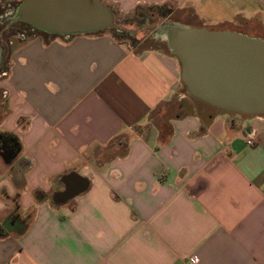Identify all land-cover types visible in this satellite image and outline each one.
<instances>
[{"label": "crops", "instance_id": "crops-1", "mask_svg": "<svg viewBox=\"0 0 264 264\" xmlns=\"http://www.w3.org/2000/svg\"><path fill=\"white\" fill-rule=\"evenodd\" d=\"M100 1L264 40V0ZM6 57L0 264H264V115L201 107L168 49L107 31H32Z\"/></svg>", "mask_w": 264, "mask_h": 264}, {"label": "water", "instance_id": "water-1", "mask_svg": "<svg viewBox=\"0 0 264 264\" xmlns=\"http://www.w3.org/2000/svg\"><path fill=\"white\" fill-rule=\"evenodd\" d=\"M50 35L74 36L112 25L100 0H21L11 15ZM158 33L180 63L190 95L219 111L264 115V40L229 29L164 23ZM2 60V48L0 46Z\"/></svg>", "mask_w": 264, "mask_h": 264}, {"label": "rangeland", "instance_id": "rangeland-1", "mask_svg": "<svg viewBox=\"0 0 264 264\" xmlns=\"http://www.w3.org/2000/svg\"><path fill=\"white\" fill-rule=\"evenodd\" d=\"M4 1V0H3ZM16 7V3H11L10 6L7 4L0 3V46L2 48V60L0 63V80L6 77L5 67L7 62V53L9 49L11 50L16 46L17 38L20 34L30 35L32 32V27L21 21H12L11 15ZM109 7V6H108ZM110 8V7H109ZM113 15L112 25L103 31L111 34L115 39L127 43V45L133 50H139L146 47H155L167 50L165 42L162 38L158 37V27L162 25L161 18H164L168 11L172 10L169 5L166 8L157 7H141L134 11L130 16H119L116 12L110 9ZM211 25V24H210ZM215 28V27H214ZM132 30L135 31V35L131 36ZM122 31V32H121ZM39 33L35 30V33ZM146 43L143 47L139 46L140 42ZM181 92L187 98L191 99L193 102L200 104L201 107H206L208 109L215 110V108L202 103L201 101L193 98L187 91L185 85L182 83ZM6 91L2 89L0 84V105L4 101L6 96ZM3 107V105H1ZM217 110V109H216ZM219 111V110H218ZM174 110L166 109L165 113H161L159 117L155 116V122H160L164 125L167 116H171Z\"/></svg>", "mask_w": 264, "mask_h": 264}, {"label": "trees", "instance_id": "trees-1", "mask_svg": "<svg viewBox=\"0 0 264 264\" xmlns=\"http://www.w3.org/2000/svg\"><path fill=\"white\" fill-rule=\"evenodd\" d=\"M100 30L98 32H101ZM21 150L19 139L12 133L0 132V157L5 164L15 160Z\"/></svg>", "mask_w": 264, "mask_h": 264}, {"label": "built area", "instance_id": "built-area-1", "mask_svg": "<svg viewBox=\"0 0 264 264\" xmlns=\"http://www.w3.org/2000/svg\"><path fill=\"white\" fill-rule=\"evenodd\" d=\"M32 31H35V29L32 28ZM20 37H26L24 34H20ZM59 37H62L63 39H68L70 36L68 35H59ZM253 137L252 135H249L247 138H246V143L248 145H252L253 144ZM198 261V258L197 257H191L190 258V261H189V264H193V263H196Z\"/></svg>", "mask_w": 264, "mask_h": 264}, {"label": "flooded vegetation", "instance_id": "flooded-vegetation-1", "mask_svg": "<svg viewBox=\"0 0 264 264\" xmlns=\"http://www.w3.org/2000/svg\"><path fill=\"white\" fill-rule=\"evenodd\" d=\"M9 6H10V5H9ZM135 31H136V30H132L131 33H130V35H131V36L135 35ZM121 32H122V31H121ZM133 37H134V36H133ZM143 45L145 46L146 43H142V41H141L140 44H139V46H142V47H143Z\"/></svg>", "mask_w": 264, "mask_h": 264}, {"label": "bare ground", "instance_id": "bare-ground-1", "mask_svg": "<svg viewBox=\"0 0 264 264\" xmlns=\"http://www.w3.org/2000/svg\"><path fill=\"white\" fill-rule=\"evenodd\" d=\"M157 35H158V36H161L160 38H162V35L159 34L158 32H157ZM0 62H1V55H0Z\"/></svg>", "mask_w": 264, "mask_h": 264}]
</instances>
